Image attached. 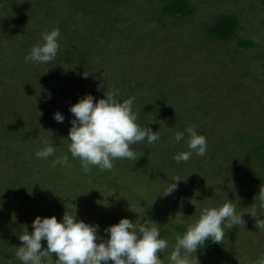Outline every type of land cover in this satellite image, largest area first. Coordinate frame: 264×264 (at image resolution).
<instances>
[{
  "label": "rangeland",
  "instance_id": "obj_1",
  "mask_svg": "<svg viewBox=\"0 0 264 264\" xmlns=\"http://www.w3.org/2000/svg\"><path fill=\"white\" fill-rule=\"evenodd\" d=\"M190 1L192 14L159 23L153 14L160 0L117 7L102 0H0V264H21L19 235L32 231L37 216L61 220L75 209L78 219L100 225L104 239V229L122 218L151 219L169 240L167 264L176 235L198 218L200 207L228 198L240 211L256 202L264 178L255 182L233 165L250 169L247 140H264V0ZM223 14L241 19L232 42L211 40L205 30ZM55 27L61 33L55 60L25 63L41 33ZM241 39L257 47L243 49ZM107 88L118 89L121 99L135 96L138 124L160 130L156 144L137 143L136 160L117 159L111 171L94 167L87 175L70 154L71 167L34 156L44 140L57 146V155L66 153L70 106L88 93L103 98ZM57 111L62 123L54 119ZM189 125L207 138L208 151L178 164L173 155L186 148L170 137ZM175 176L184 179L177 190L159 196ZM243 219L215 242L216 254L197 249L199 264H254L264 253V230L248 214Z\"/></svg>",
  "mask_w": 264,
  "mask_h": 264
},
{
  "label": "clouds",
  "instance_id": "obj_2",
  "mask_svg": "<svg viewBox=\"0 0 264 264\" xmlns=\"http://www.w3.org/2000/svg\"><path fill=\"white\" fill-rule=\"evenodd\" d=\"M60 36L58 27L41 33L40 42L25 55V63L41 65L55 60L60 49ZM88 75L87 71L82 73L83 78ZM120 96L119 90L114 88H107L104 97L98 100L90 93L82 96L69 108L74 118L70 122L67 138L63 139L68 142L67 152L57 155V146L44 140L34 156L41 160L52 157L53 167H71L70 154L72 159L79 160L85 175L91 173L94 167L100 171H111L117 159L136 160L137 153L132 146L140 142L156 144L160 140V130L154 132L151 127L140 126L135 96L125 99ZM53 116L59 123L65 119L59 111ZM181 141L186 150L173 155L178 164L188 162L194 154L206 156L207 138L198 132L195 125L186 126L170 137L173 144ZM181 180L184 179L173 177L159 196L171 195ZM215 192L224 193L219 187ZM198 202L195 197L189 198V203L196 209ZM244 214L254 218L258 230H264V219L261 218L264 216V184L260 186L256 202L240 211L237 210V203L228 198L219 205L200 207L198 218L189 223L183 233L176 235L166 257L167 264H199L197 249L208 240L222 243L226 229L245 224ZM31 226V232L26 227L19 235L22 244L16 248L15 257L21 264H164L165 250L170 247L169 240L161 236V227L151 219L142 223L122 218L104 229L107 239L99 235V224L78 219L76 209L74 213L66 211L61 220L55 215L37 216ZM42 240L47 243L44 248ZM158 252L163 253V259L157 255ZM254 264H264V253L257 256Z\"/></svg>",
  "mask_w": 264,
  "mask_h": 264
},
{
  "label": "trees",
  "instance_id": "obj_3",
  "mask_svg": "<svg viewBox=\"0 0 264 264\" xmlns=\"http://www.w3.org/2000/svg\"><path fill=\"white\" fill-rule=\"evenodd\" d=\"M108 2L109 6L113 3L114 7L123 6L126 2L130 0H102ZM80 5V2L77 1ZM194 11L193 4L190 0H160V4L155 8L153 18L156 19L159 23H162L163 20L167 18L183 17L192 14ZM158 17V19L156 18ZM242 24L240 17L236 15L223 14L218 16L214 22L206 25V33L211 40L223 41V42H232L238 38L239 31L241 30ZM239 47L243 49L257 47V44L254 41L249 39H241L238 42ZM242 137V136H240ZM242 139V138H241ZM249 143V152L251 167L244 169L241 164L235 163L234 168L238 169L239 172H248L247 175L249 178H252L255 182L260 181L264 178V140L257 137H249L247 140ZM4 161V160H2ZM22 163V161H21ZM4 169V167H2ZM16 169V172H22L21 169ZM5 171V170H4ZM7 172V171H5ZM246 174V173H245ZM22 184H24L22 182ZM18 185H20L18 183ZM14 189V186H13ZM21 189V188H20ZM12 190L11 188L6 189L5 192ZM15 193L18 192V188L14 189ZM17 191V192H16ZM6 198L2 196V199ZM7 205V204H6ZM4 211V209H3ZM6 211H8L6 209ZM198 250L205 256H211L218 252V247L215 242L208 240L205 242L204 246L198 248Z\"/></svg>",
  "mask_w": 264,
  "mask_h": 264
}]
</instances>
